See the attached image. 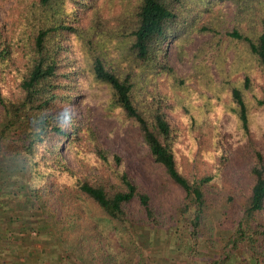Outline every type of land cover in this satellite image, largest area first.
<instances>
[{
	"label": "trees",
	"instance_id": "obj_1",
	"mask_svg": "<svg viewBox=\"0 0 264 264\" xmlns=\"http://www.w3.org/2000/svg\"><path fill=\"white\" fill-rule=\"evenodd\" d=\"M194 35L206 39L178 75L166 43L182 59ZM100 117L140 133L190 244L217 248L210 264H264V0H12L0 21V208L17 209L0 216L29 224L45 264H124L109 229L140 259V236L160 225L162 191L102 145ZM203 121L201 169L182 161ZM227 145L242 150L226 156Z\"/></svg>",
	"mask_w": 264,
	"mask_h": 264
},
{
	"label": "rangeland",
	"instance_id": "obj_2",
	"mask_svg": "<svg viewBox=\"0 0 264 264\" xmlns=\"http://www.w3.org/2000/svg\"><path fill=\"white\" fill-rule=\"evenodd\" d=\"M11 4L12 0H0V21H7V16L9 14V8ZM204 19L205 15L203 14L200 16L199 21L203 22ZM205 39L206 36L204 35H194V42L192 43L186 54L187 58L184 57L182 59L177 56L174 43L172 41L167 42L166 56L169 60V66L178 75H189L191 67L188 57L191 56V49L195 48L201 41ZM187 84L192 88H197V83L195 81H191ZM169 117H171L173 121L178 122L179 117L177 114L173 115L170 112ZM95 124L100 132L102 145L105 148H111L114 151L119 152V154L125 161V167L129 176L138 183H152V185L154 186V190L156 185V189L161 190L163 193V196L160 200H158L157 202L154 201L155 211L160 225L155 226V228L150 230L151 238H149V241H152V244H147L148 239H142L141 236L138 241L141 245L140 248L143 252L142 258L144 259L142 260L141 257L140 259H138V255L136 254H132L129 257L126 256L125 251L118 246L116 236L111 229L107 230L106 233L108 252L115 255L118 262L124 264H136L137 261V264H149L148 261H154L155 258L157 260L167 258L168 260H171L172 263L174 262V264H183V262L188 263V260H190L191 264H210V259H212L211 256L213 255L212 252L215 253L217 251V248L215 251L205 248V245L201 244L200 242L196 243L195 245L191 243L192 245H190V247L194 250V254L197 251H200L201 254L205 253V258L203 260L191 257L190 252L188 253L190 254V256L186 255V259L180 254L181 252L178 253L174 248H170V245L172 244L171 241L172 239H174L178 241L182 252H185L186 254L187 251H190L187 250V246H184L183 244L186 243V241H189L188 230L186 226L188 222L187 216H176L174 205L176 204L179 196L175 188L170 186L168 181L165 180L164 175L160 173V169L153 165L152 159L148 154L147 147L142 141L140 133L136 130H133L130 125H128L126 130L121 133L116 119L112 117H100L95 121ZM196 130L197 131L194 134L192 133L191 138L195 137L194 135L197 136L198 133L199 136L196 137L195 140H192L191 143H193V145L197 143V146L193 147L192 149V157H187V161L184 159L182 163H188L189 165H192L194 161H198V166L203 169L206 164L205 161L201 158L200 154L202 150L208 148L210 145L211 130L209 124L206 121L201 122ZM246 145L247 142L244 146ZM182 146L187 147V144L184 142ZM241 147L242 146H236L235 148L227 145L224 149V154L226 156H232L236 152L241 151ZM60 152L68 166L77 170L80 169L70 148L62 146L60 147ZM89 171L90 169L85 168L82 172L88 173ZM169 237H171V241L166 243L165 240ZM155 244H158L159 247L156 253ZM234 260H232L231 258L227 260L226 264H237ZM169 264H171L170 261Z\"/></svg>",
	"mask_w": 264,
	"mask_h": 264
},
{
	"label": "crops",
	"instance_id": "obj_3",
	"mask_svg": "<svg viewBox=\"0 0 264 264\" xmlns=\"http://www.w3.org/2000/svg\"><path fill=\"white\" fill-rule=\"evenodd\" d=\"M15 209L17 208L2 207L0 208V215L5 212H9L8 210L14 212ZM18 217H24L23 213H20ZM28 227L29 224H25L17 218L16 220L8 223L4 221V218L2 216H0V264H45L48 255L43 252L42 238H40L39 236H35V234L31 232V229H29ZM170 241L171 237L166 238L165 240L166 243ZM171 243H168L171 244L170 248H174L178 253L181 252L180 254L186 259V255L190 256V254H188L189 252L191 253V257H195L196 259L203 260L205 258V253L201 254L200 251H197L194 254V250L190 247V241H186V243H183L184 246H187V250H190L187 251L186 254L185 252H182L178 241L172 239ZM147 244L151 245L152 241H149L148 239ZM158 249V244H155V253ZM169 261L171 264H174V262L172 263V261L168 260L167 258L158 260L155 258L154 261L150 260L148 262L149 264H169ZM188 261V263L183 262V264H191L190 260Z\"/></svg>",
	"mask_w": 264,
	"mask_h": 264
}]
</instances>
